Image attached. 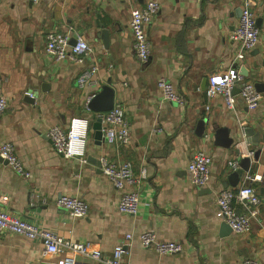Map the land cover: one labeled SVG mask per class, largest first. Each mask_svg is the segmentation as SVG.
Here are the masks:
<instances>
[{
  "label": "crops",
  "instance_id": "obj_1",
  "mask_svg": "<svg viewBox=\"0 0 264 264\" xmlns=\"http://www.w3.org/2000/svg\"><path fill=\"white\" fill-rule=\"evenodd\" d=\"M147 1L133 5L143 7ZM157 1L160 9L147 27L150 59L141 64L134 57L130 5L125 2L0 0V76L5 78L0 92L8 102L0 114V142L14 146L31 174L25 180L0 159V210L108 256L122 243L128 264H241L245 258L264 264V181L252 183L260 202L250 232L221 234L216 205L220 190L239 186L245 172L234 185L228 177L241 158L251 160L250 174L264 176V0H250L260 35L241 61H234L238 48L230 39L240 0ZM69 28L72 37L81 36L92 48L81 65L55 61L44 52L48 32L63 34ZM92 64L99 67L98 86L78 88L76 77ZM231 71L241 73L261 93L255 110H247L239 97L234 110L225 107L221 96L206 101L208 78ZM159 78L174 86L183 105L163 99ZM106 90L111 91L112 107L120 105L126 113L131 135L127 147L108 145L103 135L96 139V113L83 108L88 94ZM75 116L89 119L84 161L55 153L47 137L51 127L66 129ZM155 127L160 132H153ZM217 129L224 130L218 142ZM231 139L233 146L222 144ZM196 150L211 156L203 187L193 186L186 170ZM100 157L129 161L136 177L146 171L135 187L140 200L136 215L117 210L121 192L102 175ZM233 161L235 169L228 164ZM61 195L82 199L86 216L76 219L58 207L55 201ZM236 211L245 210L236 205ZM144 231L161 241L178 242L182 250L161 255L144 248L139 242ZM128 234L132 238L125 240ZM64 257L47 254L39 239L0 232V264H63Z\"/></svg>",
  "mask_w": 264,
  "mask_h": 264
},
{
  "label": "built area",
  "instance_id": "obj_2",
  "mask_svg": "<svg viewBox=\"0 0 264 264\" xmlns=\"http://www.w3.org/2000/svg\"><path fill=\"white\" fill-rule=\"evenodd\" d=\"M40 0H31L37 4ZM130 5L128 29L132 37V49L135 59L146 64L150 59V44L148 41L147 27L160 9L157 0H148L143 7H135L137 0H117ZM69 28L65 33L58 34L48 32L45 35L44 52L55 61H69L81 65L85 57L92 53L90 45L79 35L72 37ZM259 28L256 25L254 13L250 0H240V15L237 25L230 34V39L237 44V51L234 61L244 59L246 53L253 50L259 40ZM74 38V44L71 39ZM99 70L96 64L84 67L76 77L77 87L83 89L87 86H98L95 76ZM5 78L0 76V90ZM161 91L163 99L174 102L178 105L184 104V99L179 95L174 86L165 78H159L156 82ZM238 89V93H233ZM25 96L33 99L29 92ZM96 93L88 94L84 99V109L90 112L89 104ZM215 96H221L225 107L234 110L236 97L243 102L247 110H255L261 102V93L254 84L245 79L239 72H227L225 74H213L207 80L205 89L206 101ZM8 107L6 98L0 92V114ZM100 119L101 133L108 145H119L127 147L131 144L129 122L124 109L120 105L113 106L111 110L104 113H96ZM242 131L245 128L242 127ZM90 132L89 119L86 116H75L70 119L66 129L60 126H53L48 130L49 138L55 153L65 159H85L86 144ZM153 132H160L155 127ZM252 153H250V156ZM0 159L17 175L25 180L31 178L30 172L17 156L14 146L5 141L0 142ZM211 156L203 150L194 151L187 163V174L191 184L195 187H203L209 179ZM229 167L235 169L237 162H229ZM99 170L102 175L121 192L117 203V210L121 214L134 216L138 212L140 203L139 194L135 190L141 179L145 178L146 171L142 169L139 177L133 173L132 164L129 161L115 162L105 157L99 158ZM264 176L252 175L248 171L243 173L240 184L237 188H226L218 192L216 205L222 221L228 225L232 233L246 234L250 232L252 220L256 217L255 207L260 199L253 182H263ZM45 202V200H44ZM55 204L65 209L73 218H84L87 214V204L80 198L71 195H61ZM236 205H241L244 212L238 213ZM0 232L25 237L29 240L39 239L42 242L44 251L50 255L65 254L63 264H128L124 262V255L127 253L124 244L114 247L111 255L103 254L99 249L88 244L64 240L56 234L40 229L23 219L17 218L5 211L0 210ZM130 234L125 240L131 239ZM139 242L144 248H152L161 255L179 253L182 245L178 242L161 241L155 233L144 231L139 235ZM77 258H83L85 262H79ZM241 264H260L251 258H245Z\"/></svg>",
  "mask_w": 264,
  "mask_h": 264
},
{
  "label": "water",
  "instance_id": "obj_3",
  "mask_svg": "<svg viewBox=\"0 0 264 264\" xmlns=\"http://www.w3.org/2000/svg\"><path fill=\"white\" fill-rule=\"evenodd\" d=\"M239 15H240V10H239ZM256 25H257V22H256ZM71 44H74V40H73V42H71ZM237 90L238 89H234L233 93H235ZM89 108L91 111H94L95 113H104V112H108L109 110H111L112 109L111 91L106 90L103 93L96 94L95 97L90 102ZM100 122H101L100 119H96V122L93 123V129L95 131V138L96 139H99V138L101 139V137H102V133L100 130L101 129V123ZM198 128H200V131H198L199 135L203 134V131H204V121L203 120L199 121ZM223 133H224L223 129H217L215 131V137L217 139V142L220 139V136L223 135ZM247 133H248V135L252 134L251 131H248ZM263 140H264V135H263ZM252 141L255 142V145H256V142H257L256 137H254L252 139ZM222 144L225 147H230L231 145L232 146L234 145V140L231 139L230 141H222ZM259 153H260L259 149L254 152V154H253V160L254 161H256L258 159ZM250 162H251V160L249 158H241L239 160L238 168L229 175L230 178L228 177V180L231 179V182H232V180H234L233 183H230L231 185L236 184L239 181L242 173L249 170ZM98 165H99V163H98ZM220 231H221V234L225 235L226 232L231 231V230L228 227V225L223 222Z\"/></svg>",
  "mask_w": 264,
  "mask_h": 264
}]
</instances>
